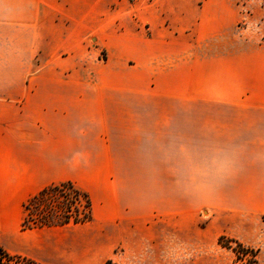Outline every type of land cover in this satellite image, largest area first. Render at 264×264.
<instances>
[{
	"label": "crops",
	"instance_id": "1",
	"mask_svg": "<svg viewBox=\"0 0 264 264\" xmlns=\"http://www.w3.org/2000/svg\"><path fill=\"white\" fill-rule=\"evenodd\" d=\"M242 15L238 0H0V246L85 264L84 244L100 238L91 258L105 262L115 245L147 239L157 217L173 224L168 187L164 213L155 186L143 191L142 161L185 160L193 145L231 161L215 178L248 207L264 183L253 173L264 166V45L239 41ZM62 182L88 193L91 219L59 226L85 235L23 229L25 203Z\"/></svg>",
	"mask_w": 264,
	"mask_h": 264
},
{
	"label": "rangeland",
	"instance_id": "2",
	"mask_svg": "<svg viewBox=\"0 0 264 264\" xmlns=\"http://www.w3.org/2000/svg\"><path fill=\"white\" fill-rule=\"evenodd\" d=\"M238 2L239 10L243 14L237 30L239 41L243 40L255 46L264 45V0ZM190 147L191 152L185 154V160L177 158L172 161H142L143 191L148 193L147 185L155 186L157 192H152V200L159 212L164 213L165 188L168 187V195L174 203L173 224L165 225V221L157 217L150 227L143 228V236L147 239L140 242L126 240L124 244L115 245L110 252V259L119 264H236L233 250L235 243L228 242L232 239L245 247L253 248L256 253L255 264H264V183L263 190L253 195L248 207H239L246 201L242 199L244 193L239 190L231 191L229 186H226L228 189L225 190L223 179L215 178L219 165L222 163L223 166L227 162L231 165V161L211 155L205 157L204 154L197 157L194 152H197V147L199 149L201 145ZM245 161L244 154L232 161L233 170L237 174L234 185L232 180L235 189H238L247 171ZM132 162L126 161L130 167L126 176L130 182L129 191L132 190ZM150 168L153 169L152 175ZM171 171L172 175L169 174ZM253 173L255 178L257 175H263L264 181L263 164L258 165L256 162ZM216 181L219 185L211 193V185ZM144 192L143 209L148 206V198H144ZM93 194L95 197L101 196L100 186L99 189L93 190ZM60 199L61 196L51 199L50 205L54 207ZM210 203L212 204L209 205ZM40 209L41 205L34 206L31 218L35 217ZM97 209L101 210L100 205ZM86 230L85 225H57L55 228H45V235L79 237L85 235ZM102 242L100 238L87 240L82 255L85 264L104 262L97 254L91 258L94 249L103 250L100 246ZM49 264H57V261L50 257Z\"/></svg>",
	"mask_w": 264,
	"mask_h": 264
},
{
	"label": "trees",
	"instance_id": "3",
	"mask_svg": "<svg viewBox=\"0 0 264 264\" xmlns=\"http://www.w3.org/2000/svg\"><path fill=\"white\" fill-rule=\"evenodd\" d=\"M61 196L55 204L50 205L51 199ZM41 205L38 214L31 218L32 208ZM26 214L22 221V228L39 226H57L69 223H83L91 219V201L87 192L79 189L71 182H62L51 185L31 197L24 205ZM234 242L236 264H255L256 253L251 247H245L237 240ZM0 264H40L21 254H12L0 246ZM103 264H119L112 259H107Z\"/></svg>",
	"mask_w": 264,
	"mask_h": 264
}]
</instances>
